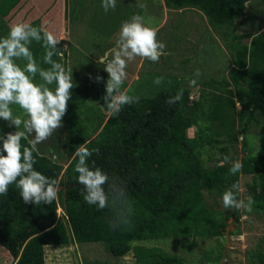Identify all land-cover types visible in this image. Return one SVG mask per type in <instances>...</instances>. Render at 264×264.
Here are the masks:
<instances>
[{"label":"trees","instance_id":"1","mask_svg":"<svg viewBox=\"0 0 264 264\" xmlns=\"http://www.w3.org/2000/svg\"><path fill=\"white\" fill-rule=\"evenodd\" d=\"M163 1L169 8L188 7L201 11L210 30L212 26L233 27L236 19L245 15L247 2ZM22 2L30 16L37 13L41 3L35 0L33 7ZM1 11L6 13V10ZM1 11L0 36H5L10 21ZM102 25L101 21L98 22V26ZM54 26L58 28V23ZM45 27L49 30L47 25ZM230 33L232 35L226 38L232 41L230 51L233 58L224 82L227 96L217 98L209 107L210 112L202 116L205 111L197 113L199 103L190 100L187 85L153 94H147L143 90L145 88H137L139 93H134L129 87V94L139 96L140 101L124 106L117 116H110L107 112L101 96L105 91L94 81L95 93L102 97L99 98L102 107L85 105L84 110L79 109L81 114L68 104L62 143L65 151L58 153L61 157L67 155L70 158L66 167L63 168L44 150L34 152L35 168L59 180L58 199L51 205L25 204L15 185L10 186L6 196H0V247L9 252L11 262L14 261L12 264H45V245L61 246L75 241L101 242L115 257L133 251L136 261L142 264H183L179 255L149 247L147 241L168 237L193 241L195 237L221 235L229 211L223 208L212 210L206 205L204 195L211 192L221 195L226 186L239 182L241 174L253 176L248 191L255 201V209L264 212V149L260 153L245 155L240 160L242 173L235 176L229 172L232 162L223 160L225 146L219 147L223 153L212 166H206L201 157L204 140L207 144L220 141L211 138L213 130L216 134H222L224 130L228 141L237 140L235 129L240 128L245 133L257 116L264 130V31L251 34L239 33L236 29ZM243 38H248L247 45H240ZM31 48L39 62L44 54L43 47L33 42ZM180 90H183L181 101L166 103ZM219 99L223 101L219 102ZM213 122L217 123L219 130L210 126ZM191 126L199 127V131L188 136L187 129ZM95 132V136L90 137ZM85 141H89L90 149H100L98 155L94 153L89 159V164L94 160L97 167L125 182L134 208L130 228L113 231L108 223L111 210H98L84 202L72 155L76 146ZM22 144L28 146V141L22 140ZM57 206L63 207L64 216L57 215ZM5 250L1 253L5 254ZM260 255L259 264H264V251Z\"/></svg>","mask_w":264,"mask_h":264},{"label":"rangeland","instance_id":"2","mask_svg":"<svg viewBox=\"0 0 264 264\" xmlns=\"http://www.w3.org/2000/svg\"><path fill=\"white\" fill-rule=\"evenodd\" d=\"M22 1L30 3L33 7L36 3L35 0ZM39 1L41 3L36 9L37 13L31 16L23 2L18 0H0V11L6 10V13L2 11L1 13L2 15L5 14L6 20L10 21L9 24L28 21L33 26L39 27L42 23L47 22L44 26H50L49 31L57 34L51 25L59 23L60 26V22L50 20L54 14L61 17L63 5L67 4L66 10L71 17L68 18L67 26L64 25L66 29L68 28V35L64 36L68 39V44L66 40H61L59 45L60 49H64L66 53L61 62L66 67L72 68L73 82L77 85L72 89V98L68 104L72 108H76L79 113H81L79 109L84 110L85 105L92 107L100 105L102 107L99 98L104 95L100 96L95 93L96 86L93 84L95 80L90 79V77L102 76L103 82H99V85L105 91L104 83L108 79V74L103 70V65L97 64L96 60L109 48L115 46L121 22L129 20L134 14L144 16L145 22L153 27H156L164 17L166 27L169 25V28L162 29V33L165 34L168 31L167 35L158 34L157 38L166 44L167 55L162 56L158 63L147 60L141 61L139 58L130 62L127 69L128 79L125 81L124 89L132 87L129 90L139 93L137 88H145L143 90L147 94H153L159 90H169L171 87L185 88L187 85L190 100L199 103L197 113L201 114L202 111H205L200 116L210 112L209 107L217 98L227 96V86L224 82L228 77L233 58L230 51L232 41L226 38L227 35H232L230 31L235 32L237 29L239 33L251 34L264 31V0H247L244 18L239 23H234L231 28L225 25L212 26L213 29L211 28V30L210 27L209 29L204 28L202 22H199L201 11L189 10L187 14L194 18V21L187 24L185 22L190 20L183 18L178 22V26L183 27L185 35H173V18L182 16L174 15L173 12L168 14L164 12L165 10H162L161 6L163 0H117L115 10H109L108 16L104 14L101 0ZM149 2L152 3L151 6H149ZM139 3L146 4V8L140 9L137 6ZM14 6L15 8H12ZM26 11L27 14H25ZM20 15H23V18ZM11 16L14 18L11 19ZM100 21L103 23L102 26H98ZM64 27L62 24V28ZM225 31H227L226 35H222ZM188 33H191V36ZM248 42V38H243L240 45H247ZM67 45L68 47L65 48ZM53 59L59 58L53 57ZM197 69L201 76L198 78L196 86L191 87L190 80L194 78L193 74ZM157 77L164 78V82L160 86L153 83ZM220 101L223 99H219ZM237 108H239L238 105ZM14 112L19 114L18 107L14 108ZM256 119L248 125L245 133L240 128L235 129L238 135L237 140L232 141L230 139L228 141L224 130H222V134H216V131L213 130L211 138L220 141L207 144L204 140L201 153L204 164L212 166L215 159L221 157L223 151L219 147L222 146L226 147L224 153L229 156V162L241 160L249 153L262 152L264 149V130L259 123V116ZM210 126L213 129H220L217 128L216 122ZM9 131H15V128L8 127L7 122L0 120V135ZM195 131H199V127L191 126L187 129V135L193 136ZM95 134L96 132L92 133L90 137H94ZM64 136L65 122L63 117V126L48 140L37 146L39 151L44 150L43 152H47L54 160L60 162L63 168L70 160L67 155L62 157L58 155L59 152L65 151L62 148ZM54 143L59 146L54 148L56 146ZM252 177V175L246 174L239 176L241 191L238 198L246 199L251 196L248 185L252 182ZM229 187L226 186V189ZM204 197L206 205L212 210L222 208L220 194H212L211 192L206 193ZM253 209L251 213L243 210H228L225 229L218 236L195 237L192 239L193 241L168 237L149 240L146 244L149 247H158L166 253L179 255L183 264H259L262 258L260 252L264 251V212L256 210L254 205ZM56 212L57 215L64 216L63 207L57 206ZM4 250L0 247V264H12L14 261L11 262L9 252L5 250V254L1 253ZM44 259L45 264H68L69 261L70 264H142L136 261L133 251L124 256L115 257L106 250L101 242L79 243L75 241L61 246L45 245Z\"/></svg>","mask_w":264,"mask_h":264},{"label":"clouds","instance_id":"3","mask_svg":"<svg viewBox=\"0 0 264 264\" xmlns=\"http://www.w3.org/2000/svg\"><path fill=\"white\" fill-rule=\"evenodd\" d=\"M116 4L117 0H101L105 13L114 11ZM137 6L146 8L144 3ZM46 23L36 27L28 21L13 22L7 34L0 36V120L7 122L8 127L15 128L14 132L0 135V196H6L10 186L15 185L23 202L36 206L53 204L58 199L60 189L58 179L50 178L35 168L37 160L34 152L38 151L39 144L63 126L72 89L77 86L73 82L72 68L61 62L64 52L58 45L66 37L47 30L44 26ZM157 36L156 27L146 23L144 16L134 14L129 20L121 22L115 46L97 58L96 63L103 65V70L108 74L103 99L110 116L119 115L124 106L139 103L140 97L129 94L123 87L128 79L127 69L129 63L137 58L158 63L162 56L167 55L166 44ZM33 42L41 44L44 49L39 62L31 48ZM42 64L49 67H42ZM193 75L190 84L196 86L201 73L197 69ZM90 79L103 82V77L99 75ZM163 82V77L153 81L157 86ZM182 98L183 90H180L175 96H170L166 103L175 104ZM13 106L19 108V114L14 112ZM22 140H27L28 146L22 144ZM88 144L89 141H85L76 146L72 155L76 161L74 170L78 173L77 181L83 189V200L98 210H111L108 223L113 231L130 228L134 208L125 182L97 167L94 160L89 164V159L94 153L98 155L100 149H90ZM229 159L227 155L223 158L224 162ZM242 169L243 163L236 160L231 163L229 172L235 176L242 173ZM240 191L241 184L237 181L221 193L224 210L253 212L254 199L251 196L238 198Z\"/></svg>","mask_w":264,"mask_h":264},{"label":"crops","instance_id":"4","mask_svg":"<svg viewBox=\"0 0 264 264\" xmlns=\"http://www.w3.org/2000/svg\"><path fill=\"white\" fill-rule=\"evenodd\" d=\"M19 2H22V0H18ZM47 2H49V0H47ZM149 6H151L152 5V3L151 2H149ZM67 5V4H66ZM66 5H63V9H62V12H61V17L58 15V14H54L53 16H52V18H51V20L50 21H55V20H57V21H59L60 22V26H59V23H58V28H56V27H54V25H51V27H53L54 28V30L57 32V34L56 35H68V28L66 29L65 27H64V25L65 26H67V21H68V18L69 17H71L70 16V13L69 12H67V10H66ZM162 6V10H165L164 12H166L167 14L168 13H174V15H178V16H182V17H175V18H173V23H172V30H173V35H185V33H184V31H183V27L182 28H180L179 26H178V22L180 21V20H182L183 18L185 19V20H190L189 22H185V23H187V24H191L193 21H194V18H192V17H189V15L187 14L188 12H189V10H197V9H195V8H178V9H175V8H167L166 6H165V4H164V1H163V5H161ZM163 7H164V9H163ZM199 11V10H198ZM104 14H106L107 15V13H104ZM103 14V15H104ZM182 14V15H181ZM201 14V19H200V21L199 22H202V26L204 27V28H207V29H209V24H208V21H207V19H206V17L202 14V12L200 13ZM242 18H244V16H242V17H240V18H238V19H236V21H235V24H237V23H239V21H241V19ZM62 24H63V27L64 28H62ZM50 27V26H49ZM156 28L158 29V31H160L158 34L160 35H162L163 33H162V29H165V28H169V25L166 27V20H165V22H164V17H163V19L161 20V22H159L158 24H157V26H156ZM168 31H166V33H167ZM163 34V35H167V34ZM168 35H172V34H168ZM188 35H190L191 36V33H188ZM66 41H67V44H68V39H65ZM64 41V40H63ZM63 43V42H62ZM68 47V45L65 47V48H67ZM70 47V46H69ZM64 50V49H63ZM68 52V51H67Z\"/></svg>","mask_w":264,"mask_h":264},{"label":"bare ground","instance_id":"5","mask_svg":"<svg viewBox=\"0 0 264 264\" xmlns=\"http://www.w3.org/2000/svg\"><path fill=\"white\" fill-rule=\"evenodd\" d=\"M248 3V2H247Z\"/></svg>","mask_w":264,"mask_h":264}]
</instances>
